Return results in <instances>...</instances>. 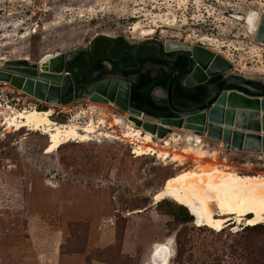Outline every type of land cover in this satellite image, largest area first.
<instances>
[{
  "label": "rangeland",
  "instance_id": "rangeland-1",
  "mask_svg": "<svg viewBox=\"0 0 264 264\" xmlns=\"http://www.w3.org/2000/svg\"><path fill=\"white\" fill-rule=\"evenodd\" d=\"M250 12L262 17L264 0H0V58L39 63L88 49L100 36L132 44L178 41L219 53L235 75L264 81V45L235 18ZM136 24L154 35L133 33ZM7 107L53 109L59 125L85 127L106 117L103 131L112 138L95 135L89 143L72 142L46 155L47 136L6 131ZM112 116L121 117L122 126L108 129ZM128 122L113 104L80 98L67 107L51 106L0 88V264H147L154 245L170 239V264H264V225L248 229L242 222L218 232L199 226L198 216L173 199H167L171 209L186 207L193 221L173 218L164 208L161 213L153 201L171 177L198 167L264 175L263 155L229 156L203 140L206 149L218 152L215 162L195 161L180 146L174 154L187 157L181 165L150 155L136 158L133 141L123 138Z\"/></svg>",
  "mask_w": 264,
  "mask_h": 264
},
{
  "label": "water",
  "instance_id": "water-1",
  "mask_svg": "<svg viewBox=\"0 0 264 264\" xmlns=\"http://www.w3.org/2000/svg\"><path fill=\"white\" fill-rule=\"evenodd\" d=\"M255 40L264 44V15ZM150 43L166 61L165 54H174V59L168 61L171 66L180 56H184L189 64L185 72L169 76L167 106L174 117L154 118L136 109L131 101V84L123 79L97 82L85 98L94 103L113 104L135 127L157 140H165L174 134V130H183L202 140L206 138L213 144H221L225 151L264 155V81L258 86L259 81L235 75L229 61L200 46L146 40L138 43L135 51ZM67 61L66 54H58L42 63L31 64L24 59L6 61L0 66V88L9 86L46 105H72L79 94H76L74 82L66 70ZM178 77H182L183 87L194 93L198 87L205 88V94L197 103L176 107L172 92ZM216 77H220V81L210 84ZM229 86L246 90L251 95L228 90Z\"/></svg>",
  "mask_w": 264,
  "mask_h": 264
},
{
  "label": "bare ground",
  "instance_id": "bare-ground-1",
  "mask_svg": "<svg viewBox=\"0 0 264 264\" xmlns=\"http://www.w3.org/2000/svg\"><path fill=\"white\" fill-rule=\"evenodd\" d=\"M235 18L239 22L244 21L250 34L256 33L261 19L260 15L254 12L248 13L244 18L239 16ZM132 31L133 33L139 31L143 39H149L155 33L152 28L144 30L137 24ZM52 57L54 56L46 57L40 63L47 62ZM6 61L0 58V62ZM6 110L9 111L4 119V125L7 126L6 131L17 133L22 129H27L29 132H40L47 136L46 155L57 153L61 147L72 142L89 143L95 135L105 139L112 138L111 133L103 131L107 127L106 117L99 118L97 122L93 120L89 126L80 127L73 122L57 124L52 120L53 109L40 111L36 108H27L15 111L7 107ZM111 118L108 129L122 126L121 117L112 116ZM129 122L123 138L133 141L132 144L135 145L133 155L136 158L150 155L179 165L185 161L187 158L185 156H193L195 161L205 158H212L214 162L216 161L218 152L206 149L207 146L203 140L192 133L187 131H184L182 135L174 133L161 141ZM175 146H180V153L185 156L174 154L177 151ZM262 157L264 158V155ZM262 168L264 169V162ZM167 199H173L176 203L190 208L192 213L198 216L199 220L196 219V222L199 221V226H209L217 231H222L228 226H239L242 222H245L247 227L264 223V175H240L229 167L220 165L198 167V170L179 173L171 177L153 195L155 204ZM248 215L251 217L248 218ZM174 253L171 239L165 243L156 244L147 264H170Z\"/></svg>",
  "mask_w": 264,
  "mask_h": 264
},
{
  "label": "flooded vegetation",
  "instance_id": "flooded-vegetation-1",
  "mask_svg": "<svg viewBox=\"0 0 264 264\" xmlns=\"http://www.w3.org/2000/svg\"><path fill=\"white\" fill-rule=\"evenodd\" d=\"M94 40L91 42L88 49L76 50L72 53L66 54V57H68L66 65L68 63L76 64L77 62H80L79 53L82 51H89L92 57L95 54V51L98 50L101 52L104 45L102 43H97ZM116 40L117 39H114L109 43L105 52V56L102 57V60L99 62V66L96 67L95 62L97 57L94 56L91 63L94 66L91 65V67L87 70H79L78 68L74 67L73 73L79 74V76H73L70 73V76L76 87V94H79L77 99L85 98L89 93H91L94 85L97 82L109 79H123L124 81L129 82L132 88V85L137 82L138 77L141 74L148 73L151 78H155L157 76L169 77L170 75H179L189 68V64L184 56L176 58L174 60V64L171 66L168 61H172L174 59V54H165V58L168 59V61H166L158 55L153 44L151 43L141 45L135 51L136 45L138 43L132 44L124 39L125 43L132 47V49H127L123 44ZM153 41L154 40L152 39V42ZM154 60H159L160 62L156 63ZM261 82L262 81H259L258 86H261ZM174 84H178L183 89L184 95L194 94V91L185 89L183 87L182 77H178ZM167 92V88H156L150 91L149 96L155 104L163 106L165 103L167 105ZM176 107L184 108V106L179 105H176ZM169 114L174 117L173 114Z\"/></svg>",
  "mask_w": 264,
  "mask_h": 264
},
{
  "label": "trees",
  "instance_id": "trees-1",
  "mask_svg": "<svg viewBox=\"0 0 264 264\" xmlns=\"http://www.w3.org/2000/svg\"><path fill=\"white\" fill-rule=\"evenodd\" d=\"M114 40L111 38H106V37H97L95 38L94 41H96L97 43H102L104 45L103 50L101 52H99L98 50L95 51V54L93 55V57L90 55L89 51H82L79 53V59L80 62H77L76 64H71L68 63L66 65V69L69 73H71L73 76H79V74H74L73 73V69L74 67L78 68L79 70L81 69H89L92 66H94L92 63V58L97 57L96 59V67L99 66V62L102 60L101 58L105 56V52L107 50V47L109 45V43ZM118 42H120L121 44L124 45V47H126L127 49H132V47L128 46L124 39L122 37L117 38ZM156 63L160 62L159 60H154ZM144 62V61H143ZM142 62V63H143ZM220 77H216L214 79L211 80L210 84H214L220 81ZM169 82V77L167 76H157L155 78H151L150 75L147 74H141L138 77V80L136 83H134L132 85L131 88V101L134 105V107L142 112H144L146 115L154 117V118H167V117H172V115H170V111L168 106L166 105H158L155 104L150 96L149 93L150 91L156 89V88H163L166 89L167 85ZM228 90H238L241 91L247 95H251L248 91L246 90H242L240 88L234 87V86H229L227 87ZM197 93L194 94H188V95H184L183 94V89L178 85V84H174L173 86V99L175 101L176 105L179 106H187L189 103H197L200 99L201 96H203L205 94V88L203 87H198L197 89ZM172 205H170V203H168L167 200H164L160 203L157 204V209L159 212L163 213L162 208H164L167 211V215L172 216L173 218H183L186 221H193V218L189 215L190 212L186 207H181L178 206V209L173 210L171 209ZM188 211V212H187ZM189 213V214H188ZM263 225H258V226H253V227H247L248 229H253V228H260ZM245 228V229H247Z\"/></svg>",
  "mask_w": 264,
  "mask_h": 264
},
{
  "label": "crops",
  "instance_id": "crops-1",
  "mask_svg": "<svg viewBox=\"0 0 264 264\" xmlns=\"http://www.w3.org/2000/svg\"><path fill=\"white\" fill-rule=\"evenodd\" d=\"M203 140L204 141H206V138H203ZM210 142V141H209ZM210 143H212V142H210ZM213 144V143H212ZM215 146H217L218 148H220V149H222V151H223V147L221 146V144H218V145H216V144H214ZM224 152L225 153H229V156H234V155H236V154H247V152H244V151H241V152H234V151H231V150H228V151H225L224 150ZM249 154H251V153H249Z\"/></svg>",
  "mask_w": 264,
  "mask_h": 264
},
{
  "label": "clouds",
  "instance_id": "clouds-1",
  "mask_svg": "<svg viewBox=\"0 0 264 264\" xmlns=\"http://www.w3.org/2000/svg\"><path fill=\"white\" fill-rule=\"evenodd\" d=\"M249 216H250V215H248L247 217H249ZM247 217H246V218H247ZM195 219H196V218H195ZM195 221H196V220H195ZM194 223H195V222H194ZM259 225H261V224H259ZM262 225H264V224L262 223ZM254 226H255V225H254ZM246 227H247V225H246ZM249 227H253V226H249ZM223 230H224V229H223ZM213 231H216V230L213 229ZM216 232H217V231H216ZM218 232H219V231H218Z\"/></svg>",
  "mask_w": 264,
  "mask_h": 264
}]
</instances>
